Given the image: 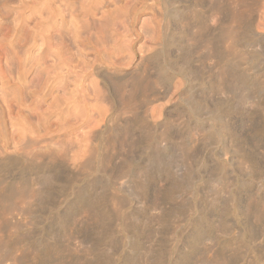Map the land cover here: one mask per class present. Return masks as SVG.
Returning <instances> with one entry per match:
<instances>
[{"label":"rangeland","instance_id":"rangeland-1","mask_svg":"<svg viewBox=\"0 0 264 264\" xmlns=\"http://www.w3.org/2000/svg\"><path fill=\"white\" fill-rule=\"evenodd\" d=\"M0 264H264V0H0Z\"/></svg>","mask_w":264,"mask_h":264}]
</instances>
